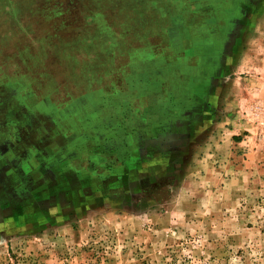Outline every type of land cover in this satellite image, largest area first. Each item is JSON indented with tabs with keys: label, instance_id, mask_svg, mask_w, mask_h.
Segmentation results:
<instances>
[{
	"label": "rangeland",
	"instance_id": "374dc122",
	"mask_svg": "<svg viewBox=\"0 0 264 264\" xmlns=\"http://www.w3.org/2000/svg\"><path fill=\"white\" fill-rule=\"evenodd\" d=\"M188 1L0 0V264H264V0Z\"/></svg>",
	"mask_w": 264,
	"mask_h": 264
},
{
	"label": "crops",
	"instance_id": "0c3cea01",
	"mask_svg": "<svg viewBox=\"0 0 264 264\" xmlns=\"http://www.w3.org/2000/svg\"><path fill=\"white\" fill-rule=\"evenodd\" d=\"M230 2L232 1L189 0L188 9L183 10L180 14L181 20L179 21V25L177 26L178 30L176 34L181 33L180 31L182 27L180 28V25L184 24L183 20L187 19L188 27H186L187 30H184V34L188 36V41H189V43L187 44V50L192 51L195 54L198 53L199 62L201 64L204 63L206 67H207V61H209L210 64L212 63V56H210L209 58L208 52L212 53L213 44H214V34L217 35L225 34L224 31L222 32V23L223 21L225 22L224 19H227V16H229L233 12L228 9V7H231L229 6ZM239 4L240 2H236L231 7V9H233V7L238 8L237 6ZM86 17H89L91 20H93V23L91 25V29H93L96 24L95 18H93L91 13L89 16L85 15L84 17H81V21L86 27L89 26H87L85 24V21L82 20L83 18ZM218 25H220V27ZM90 32L91 31L88 30L87 34H89ZM177 50H182V48L176 45V51ZM192 59L195 60V58Z\"/></svg>",
	"mask_w": 264,
	"mask_h": 264
},
{
	"label": "flooded vegetation",
	"instance_id": "af4514ba",
	"mask_svg": "<svg viewBox=\"0 0 264 264\" xmlns=\"http://www.w3.org/2000/svg\"><path fill=\"white\" fill-rule=\"evenodd\" d=\"M182 51V50H181ZM196 55H198L199 56V54L197 53ZM193 57V56H192ZM192 57H191V61L193 60L192 59ZM194 58V57H193ZM198 58V59H197ZM197 58H195V60H193V61H199V57H197ZM210 58V57H209ZM209 58H208V60H209ZM210 63H209V61H207V66L209 65ZM206 67V66H205ZM206 69H207V67H206Z\"/></svg>",
	"mask_w": 264,
	"mask_h": 264
}]
</instances>
